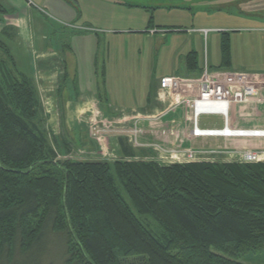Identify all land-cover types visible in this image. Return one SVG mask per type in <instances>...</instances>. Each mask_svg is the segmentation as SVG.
<instances>
[{
    "label": "trees",
    "instance_id": "obj_1",
    "mask_svg": "<svg viewBox=\"0 0 264 264\" xmlns=\"http://www.w3.org/2000/svg\"><path fill=\"white\" fill-rule=\"evenodd\" d=\"M187 64L199 70L195 51ZM42 115L30 81L0 77V260L33 252L52 232L65 264H264V162L162 166L123 139L117 159L61 160Z\"/></svg>",
    "mask_w": 264,
    "mask_h": 264
},
{
    "label": "rangeland",
    "instance_id": "obj_2",
    "mask_svg": "<svg viewBox=\"0 0 264 264\" xmlns=\"http://www.w3.org/2000/svg\"><path fill=\"white\" fill-rule=\"evenodd\" d=\"M62 1L57 5L55 0H49L47 5L43 0H19L23 10L17 0H0L14 21L18 16V19L24 17L28 21L26 34H21L13 25L3 27L0 32V77L8 73L16 76L18 71L31 74L43 50L55 49L64 57L70 54L67 46H72L76 53L70 54L68 62L71 74H75L73 68L76 70L77 81L75 84L71 76L67 80L68 94L76 98L80 87V93L96 92L104 108L109 104L131 108L145 104L147 95L160 86L163 76L183 74L185 59L192 51L197 53L203 71L196 80L202 78L206 66L211 69L219 65L224 31L230 36V58L235 70H259L264 65V0ZM6 18L0 14V20ZM110 28L115 33L107 38L106 30ZM96 57L99 68L95 70ZM250 78L260 87V93L252 97L234 95L237 122L232 125L237 129L260 130L258 134L196 138L192 135L191 121L172 128L164 124L165 119L160 121L158 115L138 121L134 118L117 120L112 123L114 132L109 134L136 149L151 150L152 156L141 155L137 159L152 160L162 166L185 163L183 154L189 151L197 154L194 162H232L237 161L240 154L249 152L259 154L260 161L264 162V75L250 74ZM56 103L58 114L55 117L61 127L65 99L56 98ZM178 105V114L168 115V122L183 121L186 108L182 102ZM112 106L109 108L114 110ZM187 110L189 114L190 109ZM203 118H206L202 119L204 127L219 124L213 122L212 117ZM44 120L41 126L46 127ZM100 120L95 122L101 124ZM135 129L143 130L138 133L137 141L131 142L129 131ZM46 131L61 160H104L109 156L101 151L98 136L91 134L93 143L90 144L89 137L74 138L73 131L57 129L58 133L65 134V141L71 145L68 154L59 151L53 138L54 131ZM103 137L102 141L109 143V136ZM91 149L94 152L88 151ZM121 190L129 200L122 187ZM140 219L157 237H162V228L151 217L146 215ZM59 239L57 234L49 232L33 252L20 255L17 250L13 262L0 260V264H65L63 239Z\"/></svg>",
    "mask_w": 264,
    "mask_h": 264
},
{
    "label": "crops",
    "instance_id": "obj_3",
    "mask_svg": "<svg viewBox=\"0 0 264 264\" xmlns=\"http://www.w3.org/2000/svg\"><path fill=\"white\" fill-rule=\"evenodd\" d=\"M47 1L49 0H43V3L47 4ZM56 4L59 5L61 2H64L62 0H55ZM18 4L23 8V3L19 2L17 0ZM1 5H3L5 8L6 6L0 2ZM18 6V8L20 7ZM28 5H26V8ZM25 8H23L24 10ZM22 12V11H21ZM6 15L7 18L5 20H0V32L3 31V27L13 25L15 28H18L21 32V34H26L28 31V25L26 19L22 17V19H18L17 17L16 21L9 16L8 14H2ZM256 17V16H255ZM254 18V17H252ZM259 20V19H258ZM107 38L112 37L114 32V29H107ZM86 32V31H84ZM91 32V31H90ZM90 32H87L88 34ZM155 33V32H154ZM84 34V33H82ZM92 34V33H91ZM99 36L98 34H96ZM100 43V39L98 40V44ZM70 48V54L74 52V48L72 46H67L66 49ZM76 53V52H74ZM8 54H10L8 52ZM70 54L64 55V57L55 49L47 48L43 50V52L40 53V55L37 57V62L34 63V72L31 74H26L25 72H19L16 75L18 78H24L32 83L36 90V94L40 100L41 103V113L43 114V117L46 120V127L42 126L43 129L46 131L49 129L54 131L53 138L56 141V144L58 145L59 151H69L71 148V145H68L64 138H66L64 133H58L56 130H68L74 132V138L79 137L80 139L85 137L90 139V144L92 142L90 135V125L92 122H95L97 119L101 118L102 120H108V121H124L127 119H132L135 117V115H142V116H149V115H158L159 120L165 119V123L168 126H171L174 128L175 126H179V124L186 125L187 120L191 121V112L188 111V107L185 106L186 110L182 114L183 121L177 122L175 120H171L170 122L167 121V116L170 114H178V104L180 100L182 99V94H175L170 93L169 91H166L161 89V82L160 86L157 87V89L153 93H149L146 97L145 104H140L136 107H113L112 105H108V108H104V104L101 103V100L99 99L98 95L94 91H89L88 93L81 92L80 93V87L78 88V94L76 98H73L70 94L67 92V80L72 77L74 83L77 81V73L75 68V74H71L69 67V56ZM12 62L15 64V67H17L16 60L11 57ZM32 61H35L34 59ZM221 64V62H220ZM219 65L213 66L211 69L209 68V71L212 73L217 72H241L246 74H253V75H264V65H262L259 70H235L234 63L231 62V65L229 68H221ZM93 65L95 67V70L98 69V59L95 58ZM202 70H196L192 71L188 69L187 64V58L185 59V70L183 74H173L171 76H177L183 79H191L196 80L198 77L203 73ZM13 75V74H12ZM168 76V75H167ZM166 77V76H163ZM162 77V78H163ZM161 78V79H162ZM76 84V83H75ZM99 86V82H98ZM194 91H197V87L193 88ZM56 98H63L65 99V110H64V120L61 122V127H59V123L56 119V115L58 114V104L56 103ZM55 99V100H54ZM111 106L114 108V110L110 109ZM110 107V108H109ZM234 110L233 106L231 108L230 113V124L231 126L235 125L237 120H235L234 117ZM56 114V115H55ZM42 122L43 123V120ZM209 118V117H207ZM213 122L219 123V124H213L212 126H217L219 128L223 127L224 121L221 117H217L219 119H216V116H212ZM203 120L206 118H202ZM44 120V125H45ZM220 120V121H219ZM202 124V120H201ZM233 124V125H232ZM239 126V125H238ZM50 132V131H49ZM47 133V131H46ZM80 133V136L78 135ZM63 134V135H62ZM48 135V133H47ZM62 136V139H61ZM224 136V135H222ZM49 138V137H48ZM109 143H106L104 141L100 142L99 147L101 151L104 153H117L118 149H120V140L114 139V137H109ZM104 140V138H103ZM81 141V140H80ZM80 143V142H79ZM93 143V142H92ZM95 144V143H94ZM70 146V147H69ZM97 147V146H96ZM91 148H95L94 146ZM134 151L138 152L142 156H152L153 152L151 150L147 149H136L132 147ZM93 151L94 150H88Z\"/></svg>",
    "mask_w": 264,
    "mask_h": 264
},
{
    "label": "built area",
    "instance_id": "obj_4",
    "mask_svg": "<svg viewBox=\"0 0 264 264\" xmlns=\"http://www.w3.org/2000/svg\"><path fill=\"white\" fill-rule=\"evenodd\" d=\"M207 33L208 30H201ZM197 87V91L193 88ZM161 89L170 93L182 94L180 102L184 103L191 112L192 135L196 138L204 137H250L249 134H258L260 130L237 129L230 124L231 108L234 104V95L241 97L257 96L260 93V87L254 83L249 74L241 72H217L212 73L206 67L204 75L199 80L183 79L177 76H166L161 79ZM236 90H238L236 92ZM177 91V93H176ZM179 102V103H180ZM220 103L221 107H210L208 104ZM221 117L224 121L223 127H204L201 124L203 117ZM147 116L135 115V120H140ZM159 118V117H158ZM114 121L102 120L101 124L93 122L90 126V132L93 136H98L99 142H102L103 136H114L109 133L114 132ZM228 128H231L228 130ZM143 129L129 131L131 142H136L138 133ZM264 131V130H263ZM224 133L225 136H222ZM107 160H114V153H105ZM104 154V155H105ZM185 162H192L197 154L193 151L184 153ZM237 161L244 163H254L260 161V155L249 152L240 154Z\"/></svg>",
    "mask_w": 264,
    "mask_h": 264
},
{
    "label": "bare ground",
    "instance_id": "obj_5",
    "mask_svg": "<svg viewBox=\"0 0 264 264\" xmlns=\"http://www.w3.org/2000/svg\"><path fill=\"white\" fill-rule=\"evenodd\" d=\"M208 106H210V107H221V104L220 103H211V104H208ZM231 128H229V130H230ZM222 135H224V133L222 134ZM225 136V135H224Z\"/></svg>",
    "mask_w": 264,
    "mask_h": 264
}]
</instances>
